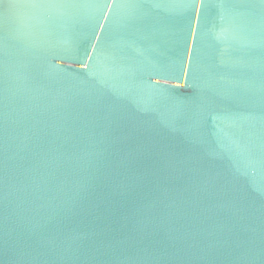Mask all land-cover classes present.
Here are the masks:
<instances>
[{
	"label": "water",
	"instance_id": "obj_1",
	"mask_svg": "<svg viewBox=\"0 0 264 264\" xmlns=\"http://www.w3.org/2000/svg\"><path fill=\"white\" fill-rule=\"evenodd\" d=\"M0 264H264V0H0Z\"/></svg>",
	"mask_w": 264,
	"mask_h": 264
}]
</instances>
